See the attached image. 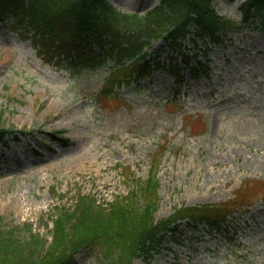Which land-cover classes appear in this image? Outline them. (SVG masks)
I'll list each match as a JSON object with an SVG mask.
<instances>
[{
    "label": "rangeland",
    "instance_id": "rangeland-1",
    "mask_svg": "<svg viewBox=\"0 0 264 264\" xmlns=\"http://www.w3.org/2000/svg\"><path fill=\"white\" fill-rule=\"evenodd\" d=\"M107 1L140 13L158 2ZM210 1L236 28L207 43V74L175 84L159 68L111 95L98 93L112 61L75 70L0 23V230L27 240L32 226L47 246L61 208L81 194L108 208L154 167L156 219L180 205L224 203L233 212L227 232L181 224L178 240L133 264H264V31L241 21L244 0ZM151 43L149 57L163 59L166 45ZM181 50L197 51L187 41ZM74 257L105 264L98 244Z\"/></svg>",
    "mask_w": 264,
    "mask_h": 264
},
{
    "label": "trees",
    "instance_id": "trees-1",
    "mask_svg": "<svg viewBox=\"0 0 264 264\" xmlns=\"http://www.w3.org/2000/svg\"><path fill=\"white\" fill-rule=\"evenodd\" d=\"M239 10L243 23L255 20L264 31V0H244ZM4 20L19 36L28 37L43 58L63 61L75 70L112 61L99 95L138 84L159 68L175 84L186 75L207 74L208 44H220L227 31L236 28L216 13L210 0H159L142 13L121 11L107 0H0V21ZM152 40L166 45L163 59L149 57ZM185 41L201 50L205 59L197 51H182ZM5 133L0 126V140ZM157 187L151 167L146 179L136 180L127 194L115 196L108 208L79 195L73 207L61 208L51 219L53 240L47 246L32 226L27 240L12 228L0 230V264H74L75 252L89 244L100 245L105 264H133L136 258L150 259L164 241L178 240L181 224L193 231L202 224L207 234L227 232L233 211L224 203L180 205L156 219Z\"/></svg>",
    "mask_w": 264,
    "mask_h": 264
}]
</instances>
